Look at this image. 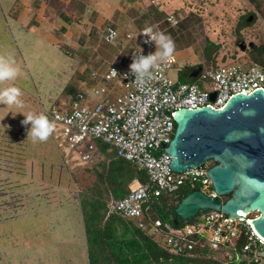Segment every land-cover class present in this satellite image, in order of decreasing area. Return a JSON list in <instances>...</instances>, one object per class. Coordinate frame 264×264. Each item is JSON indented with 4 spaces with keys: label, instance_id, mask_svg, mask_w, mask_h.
<instances>
[{
    "label": "built area",
    "instance_id": "obj_1",
    "mask_svg": "<svg viewBox=\"0 0 264 264\" xmlns=\"http://www.w3.org/2000/svg\"><path fill=\"white\" fill-rule=\"evenodd\" d=\"M172 24L178 22L174 13L167 16ZM112 32L116 35L112 37ZM117 30L107 26L104 40H116ZM111 38V39H109ZM157 50L155 41L138 39V46L128 57V66L110 65L101 75L105 82H96L88 90L75 91L68 109L53 103L48 109L52 118L60 123L62 141L70 148L78 149L85 161L98 156L93 139L98 138L116 148L117 155L144 166L149 181L134 178L130 191L121 198L110 199V210L133 219L145 229L161 247L175 254H188L197 249L220 259L230 258L229 247L239 226L246 227V242L236 251L238 259L247 264H264V237L253 227L250 212L244 217L228 218L217 209L199 210L196 217L175 229L161 219L144 220L143 205L150 188L157 196L174 193L181 184L198 182L205 193L214 197L211 180L204 165L183 172L170 170V155L162 149L173 137L175 121L173 115L178 108H194L209 105L223 108L227 100L238 92L249 93L264 89V64L233 59L216 67L202 66L196 81L173 80L169 71L177 63L174 52L166 61L151 69L152 75L143 82L135 78L130 69L135 55H144ZM114 70L116 74H113ZM90 77L99 81L96 71ZM120 82V90L113 91L108 83ZM215 93L211 99V93Z\"/></svg>",
    "mask_w": 264,
    "mask_h": 264
},
{
    "label": "crops",
    "instance_id": "obj_2",
    "mask_svg": "<svg viewBox=\"0 0 264 264\" xmlns=\"http://www.w3.org/2000/svg\"><path fill=\"white\" fill-rule=\"evenodd\" d=\"M170 1L167 4H170ZM160 5L159 0H0V11L6 17L8 32V36L0 38L7 39L4 44L0 42V53L8 58L14 67H19L15 79L0 81V90L16 86L21 91L20 99L23 104L33 101L37 106L48 109L56 103L62 109H68L76 90H88L90 85L96 82H105L101 75L110 65L128 66V57L138 46V39L151 40L144 33L148 28L170 35L175 43L174 54L190 45L195 48L202 43V39L197 41L192 34L191 19H178L175 15L178 22L172 24L167 20V16L173 13L170 12V6L165 10ZM162 11L167 12L165 16L160 15ZM107 26L117 30L116 40H104L103 33ZM61 43L69 44L71 49L67 51ZM48 48L54 51L57 49L62 60L58 68L55 67L53 77L44 83L45 89L39 88L36 93V82L33 76H30L29 69L24 70L23 65L35 61V58L40 56L38 53L47 51ZM183 61L181 68L185 70L194 63L201 62L200 57L193 56H187ZM179 67L176 77L170 76L173 80L179 77ZM93 71L101 78L99 81L90 77ZM68 82L74 85V90H64ZM108 85L113 91L121 89L120 82L116 80ZM4 105L0 103V123L7 121L2 118ZM14 106L18 108L11 105ZM12 110L14 108L9 111L5 109L8 113H12ZM43 205L38 211L35 206L28 207V214L43 213L45 217L49 215L48 224L40 222V227L38 225V228H32L36 230L35 235H55L54 239L47 241L40 236L37 240L34 234L29 235L26 243L15 245L17 251L22 252L5 257L10 259L11 263H2L68 264L72 259L80 258L83 264H87L85 242L82 238L80 240L79 237L72 236L74 229L53 226V205Z\"/></svg>",
    "mask_w": 264,
    "mask_h": 264
},
{
    "label": "trees",
    "instance_id": "obj_3",
    "mask_svg": "<svg viewBox=\"0 0 264 264\" xmlns=\"http://www.w3.org/2000/svg\"><path fill=\"white\" fill-rule=\"evenodd\" d=\"M249 2L253 5L254 10L240 16L237 21L238 29L251 25L257 17L256 13L264 18V0H249ZM166 13V11H162L160 15L165 16ZM249 18L251 19L249 20ZM3 36H8V32L6 17L0 11V38H3ZM6 40L1 39V44H4ZM209 47L205 48V54L211 67L230 61L225 54L217 59L216 56L219 53L211 52ZM247 52L254 63L264 64V38L257 49ZM0 56H2L1 53ZM198 65L203 66L201 62ZM189 69H186V73H182L183 77L179 75L178 81H196L195 77H191L189 73L187 74ZM68 89L74 90V85L68 82L64 90L67 91ZM43 114L53 124V130L48 138H50L51 143L55 144L58 156L61 159L60 163L65 170L63 173L68 178L67 182L66 180L63 181L66 184L64 190L58 193L59 204L63 203L64 209L53 210L55 212L51 214L52 225L74 229L75 233L72 236L79 237L80 240L82 238L86 244L87 264H247L246 260L238 259L236 255V251L240 250L246 242V227L239 226L237 235L233 236L230 244H228L233 249V255L230 258L220 259L200 249L188 254H175L161 247L133 219L116 211H111L110 199H118L126 195L130 191V183L134 178L143 183L149 181L147 169L134 161L118 156L115 147L103 142L101 139L94 138L93 141L96 139L104 146L99 147L94 141L98 149V156L92 161H86L90 163V166L83 165L82 171L75 172L72 166L75 162H82L81 152L76 148L68 147L62 141L60 123L55 121L48 112L44 111ZM18 135L19 133L15 132L13 127L5 128L0 125V151L3 153L0 157L8 158L9 155L13 157L10 148L20 142ZM70 157L75 159L73 163L68 161ZM0 163H2L1 160ZM213 163L209 160L204 166L208 167ZM13 165L18 166L24 176L25 171L22 161L13 159ZM21 173H19L20 175L12 173L10 177H5L6 174L0 175V200H8L9 197L14 195V190L21 188L18 183V178H22ZM48 179L43 181L45 185L51 183V180ZM72 184L77 193L75 197L72 196L74 193ZM201 188L202 186L198 182L187 181L181 184L174 193L160 196L155 195L153 188H150L143 205L144 220L150 221L159 218L164 224H169L173 229L192 221L196 215L183 220L180 216L174 218L172 213L188 193ZM211 189H213L212 186L207 191ZM48 192L50 193V191ZM48 192H35V194H32L33 201H40L42 197H46L48 205L52 204L51 195ZM43 193H46V195L44 196ZM227 197L221 196L220 199L224 202ZM4 209L0 206V217L2 218H0V224L2 223L6 229H10L9 227L15 225V228L19 231L22 228L23 233L33 235L31 233L32 227L38 228V225L40 227V222L48 224L49 215L45 217L42 215L43 213H36L37 215L27 214L26 218L23 216L13 218L12 216L10 219L5 214ZM249 215L250 217L257 216L258 212L252 211ZM32 220L35 223H32ZM40 236L47 241L53 240V237L47 234H34V238L37 240ZM72 236L68 235V237ZM0 240L2 243L5 242L3 237Z\"/></svg>",
    "mask_w": 264,
    "mask_h": 264
},
{
    "label": "rangeland",
    "instance_id": "obj_4",
    "mask_svg": "<svg viewBox=\"0 0 264 264\" xmlns=\"http://www.w3.org/2000/svg\"><path fill=\"white\" fill-rule=\"evenodd\" d=\"M159 1L161 2L160 7H163L165 10L169 5L170 12H173L178 19L184 17L191 19L193 23L190 22V26L193 36L196 37L197 41L202 39V43L196 45L197 47L194 48L190 45L188 48L180 49L175 54L178 57V62L170 69V76L176 77L177 67L180 66L179 75L183 77L182 73L185 72V69L181 68V66L184 64L183 60H185L187 56L200 57L201 63L204 67H209L210 61L206 57L204 45L207 48L210 46L209 48L211 52L219 53L216 56L217 59H219L222 54H225L228 57V60L242 59L243 61L254 63L250 59L248 52L240 51L234 43V37L238 35L236 30L237 27H235V25L237 24L240 16L254 10L253 5L249 2V0H171L170 4H167L169 0ZM256 16L255 21L251 25L241 28V32L244 36L246 35V37H251L253 40L261 42L264 38V18L258 13H256ZM60 45H62L64 49H67V51L71 49L69 44L61 43ZM38 54L40 56L36 57L35 61L30 62L29 65H23L24 70L26 69L27 71V69H29L30 76H33L36 82L34 90L36 93L37 90L44 87V83H46V81L53 77L56 72L55 67L57 69L60 61L62 60L61 53L58 52L57 49L54 51L53 49L48 48L47 51L40 52ZM37 82L39 83L38 85ZM43 89H45V87ZM13 108V113L31 112L35 114H41L44 112V109H46V107L41 108V106H37V103H33V101H30L29 104L24 102L23 108L4 105L2 118L7 121L1 122L0 125L5 128L13 127L14 131L19 133L18 136L20 142L10 148L14 158L10 155L8 158L4 156L0 157V160L2 161V163H0V175L6 174L5 177H10L12 173H21L20 168L13 165V159L22 161L25 172L24 176L21 173V179L18 178V183L21 188L14 190V195L9 197L8 200H0V206L5 208V214L10 219L12 216L13 218L17 216H23L26 218L28 214V207L31 208L32 206H35V210L38 211L40 208H43V204L47 203L46 197H42L40 201L34 202L32 194H35V192L50 191L48 194L51 195L53 208L57 210L58 208L64 209L63 203L59 204L58 193L64 190V186H66V184L63 183V181L66 180L67 182L68 178L67 175H64L63 173L65 170L60 163L61 159L58 156L55 144L51 143L50 138L46 141L34 142L31 137H27V131L31 130L32 123L29 122L27 125H23L21 123L24 119L23 113H17L13 116L12 113L5 111V109L9 111ZM94 141L97 146H104L100 141L96 139ZM2 154L3 153L0 151L1 156ZM109 154L111 155V153ZM68 159V161L72 163L74 162L73 160H75L72 157ZM81 160L82 162H75L73 164L74 166H72V169H74L77 173L82 171L83 165L90 166V163H87L83 159V156L81 157ZM47 179L51 180V183L45 185L43 181H47ZM71 186L74 192L72 196L75 197L77 196L75 187L73 184ZM43 194L44 196L46 195V193ZM32 223L35 222L32 220ZM1 224L0 238L3 237L5 242L2 243L0 240V264H3L2 261L4 263H11V260H7L5 257H10V255L16 254L15 252L18 251L15 245L26 243L29 235L28 233H23L22 228L20 231L16 229L15 225L9 227L10 229H6L5 226ZM33 231L34 230L32 229V234H34L36 230L34 232ZM54 237L55 235H53V239ZM68 264H83V261H81L80 258H75L72 259L71 262H68Z\"/></svg>",
    "mask_w": 264,
    "mask_h": 264
},
{
    "label": "water",
    "instance_id": "obj_5",
    "mask_svg": "<svg viewBox=\"0 0 264 264\" xmlns=\"http://www.w3.org/2000/svg\"><path fill=\"white\" fill-rule=\"evenodd\" d=\"M201 68L195 66L189 75L196 77ZM214 96L211 93L212 100ZM173 118V137L162 149L170 155L168 167L183 172L213 161L206 175L217 194L212 197L201 189L192 190L174 209L173 217L186 220L201 209H217L227 219H247L246 212L257 211L247 220L264 237V89L235 93L223 108H178ZM221 196L228 197L222 202Z\"/></svg>",
    "mask_w": 264,
    "mask_h": 264
},
{
    "label": "clouds",
    "instance_id": "obj_6",
    "mask_svg": "<svg viewBox=\"0 0 264 264\" xmlns=\"http://www.w3.org/2000/svg\"><path fill=\"white\" fill-rule=\"evenodd\" d=\"M148 38L155 41L157 50L154 53L148 55L139 53L135 55L133 62L130 65V69L135 73V78L143 82L145 77L152 75L151 69L157 67L161 62L166 61L173 55L175 50V43L170 35L164 32H155L152 28H148L144 32ZM112 37L116 35L112 32ZM111 39V38H109ZM19 69L14 67L12 62L3 56H0V81L13 80L17 77ZM113 74H116L114 70ZM21 91L16 86H10L0 90V103L5 105H16L23 108V101L20 99ZM17 113H23L24 119L21 121L23 125L32 123V128L27 131V137H31L35 141H46L53 130V124L49 121L46 115L43 113H24V112H12L15 116Z\"/></svg>",
    "mask_w": 264,
    "mask_h": 264
},
{
    "label": "flooded vegetation",
    "instance_id": "obj_7",
    "mask_svg": "<svg viewBox=\"0 0 264 264\" xmlns=\"http://www.w3.org/2000/svg\"><path fill=\"white\" fill-rule=\"evenodd\" d=\"M237 26L238 25L236 24L235 27H237ZM236 30L238 32V35H236L234 37V43H235L237 49H239L240 51H243V52H247L249 50L253 51L259 47L260 42L253 40L251 37H246V35L244 36L241 32V29L237 28ZM205 44H206V42H205ZM197 65L198 64H196V63L191 65L187 74L188 73L190 74V72L193 70V68ZM185 73H186V70H185Z\"/></svg>",
    "mask_w": 264,
    "mask_h": 264
}]
</instances>
